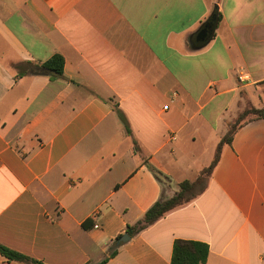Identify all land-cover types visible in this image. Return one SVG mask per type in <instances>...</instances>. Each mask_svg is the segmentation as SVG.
Segmentation results:
<instances>
[{"label":"crops","instance_id":"1","mask_svg":"<svg viewBox=\"0 0 264 264\" xmlns=\"http://www.w3.org/2000/svg\"><path fill=\"white\" fill-rule=\"evenodd\" d=\"M55 55L63 78L19 74ZM249 102L264 107V0H0V245L42 264H171L188 240L206 264H264V119L239 126L196 197L127 231L198 179Z\"/></svg>","mask_w":264,"mask_h":264},{"label":"trees","instance_id":"2","mask_svg":"<svg viewBox=\"0 0 264 264\" xmlns=\"http://www.w3.org/2000/svg\"><path fill=\"white\" fill-rule=\"evenodd\" d=\"M221 15L219 14V20ZM23 67V66H22ZM20 69L19 74L21 75H48L52 79H61L64 77V58L60 55H55L48 61L42 64H27L24 69H21V66H18ZM114 111L118 114L120 120L122 121L126 132L129 136H133L131 127L128 123L127 118L121 112L117 103H113ZM249 114H254V118L244 121L242 124L247 123L251 120L264 119V107L261 109L255 110H246L242 117ZM242 124L236 126L234 124L231 129L225 134L217 146V150L211 164L205 168L198 179L194 182L184 181L180 184V191L177 192L170 199H160L156 202L145 214L144 219L139 221L135 226H129L127 231L131 236H135L145 230L150 225L154 224L160 218H162L166 213L172 211L173 209L189 202L192 198L196 197L194 192L196 187L200 184H203L206 179H208L216 166L220 161L223 147L229 145L232 142V139ZM135 150L140 151L138 143L134 140ZM157 173V172H156ZM110 256H114L117 253V249H111ZM0 254L7 258L10 261H16L23 264H42L32 258L16 253L12 250L7 249L6 247L0 245ZM209 255V247L207 244L196 241L188 240H176L173 246L172 260L171 264H206ZM108 258L102 260L98 264H106Z\"/></svg>","mask_w":264,"mask_h":264},{"label":"water","instance_id":"3","mask_svg":"<svg viewBox=\"0 0 264 264\" xmlns=\"http://www.w3.org/2000/svg\"><path fill=\"white\" fill-rule=\"evenodd\" d=\"M219 22V13L217 7L214 9L210 17L206 22L200 27V29L194 34L191 39V46L194 50L201 49L207 46L213 39L217 25ZM127 239L130 237L125 235ZM124 237L118 242V245L121 242H125Z\"/></svg>","mask_w":264,"mask_h":264},{"label":"rangeland","instance_id":"4","mask_svg":"<svg viewBox=\"0 0 264 264\" xmlns=\"http://www.w3.org/2000/svg\"><path fill=\"white\" fill-rule=\"evenodd\" d=\"M263 108V107H262ZM255 109H261V108H257V107H255V105H253L251 102H249V103H247V104H241L240 106H239V110H237V113L235 114V116H234V119H233V121L230 123V125L228 126L229 128H228V130L229 129H231V127L234 125V124H236V126H238V125H240V124H242L244 121H246V120H249V119H252V118H254L255 116H254V114H249L248 113V115H246V116H244V117H242V115H243V113L246 111V110H255ZM228 132V131H227ZM203 187V184H200V185H198L197 187H196V189H195V193L197 192L196 190H199V189H201Z\"/></svg>","mask_w":264,"mask_h":264},{"label":"built area","instance_id":"5","mask_svg":"<svg viewBox=\"0 0 264 264\" xmlns=\"http://www.w3.org/2000/svg\"><path fill=\"white\" fill-rule=\"evenodd\" d=\"M240 79L242 80V78L240 77Z\"/></svg>","mask_w":264,"mask_h":264}]
</instances>
